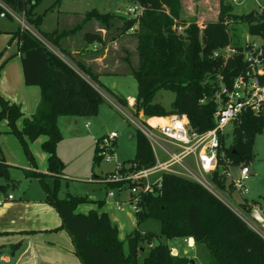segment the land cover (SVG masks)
I'll return each mask as SVG.
<instances>
[{
  "label": "trees",
  "instance_id": "obj_1",
  "mask_svg": "<svg viewBox=\"0 0 264 264\" xmlns=\"http://www.w3.org/2000/svg\"><path fill=\"white\" fill-rule=\"evenodd\" d=\"M4 1L16 11L24 12L29 24H42L43 16L35 10L39 5L38 0ZM133 1L145 7L138 18L101 12L94 8L87 11L84 19L73 27H59L52 32L41 33L61 54L70 56L74 66L30 30L19 26L14 32V38L19 41L25 82L28 85H39L42 97L36 112L25 117L20 105L0 96L3 104L0 121L8 120L11 132L21 138L34 165L29 142L42 135L47 136L42 147L48 153V170L54 183L52 187L45 184V200L59 212L62 227L71 235L75 254L83 264H139L142 255L145 264H193L192 259L173 253L168 240L176 237H192L195 242L205 244L210 264H264V238L214 193L182 175L164 173L162 187L156 193L142 194L139 210L136 212L137 222L140 224L146 218L160 220L161 233L142 232L135 228L126 241L120 239L118 228L107 212L95 209L87 213L77 211L80 204L92 201L88 196L70 193L64 198L59 196L64 163L57 154V145L62 139L58 117L97 115L105 102V96L99 87L115 96L123 105L129 104L128 99L110 91L101 81L102 73L68 50L65 41L69 37H78L82 41L79 49L82 48L83 51L89 50L91 44H106L102 34L94 30H86L79 37L80 31L93 20L99 23L100 28L109 31L114 29L120 35L134 34L137 39L138 65L133 66L129 57L126 60L129 62L130 73L138 81L136 111H143L147 117L185 113L193 128L204 131L216 124V74L221 71L227 75L228 80L237 74V71L231 70L235 66L234 59L223 66V60L213 56L216 49L230 43V26L225 21L228 19L234 23L242 18L247 20L250 32L264 31L262 24H253L257 18L254 11L238 15L233 12L234 6L231 3L222 1L218 20L208 22L201 35L196 24L181 35L173 30V25L174 18L182 21L179 18L183 0ZM61 2L62 0L56 1L57 4ZM135 25L136 30L131 32L130 29ZM239 65H244L242 59H239ZM1 69L2 65L0 74ZM161 89L171 90L176 94L170 109L155 102L156 94ZM21 118H24L23 127L19 128L17 121ZM263 132L264 115L248 112L242 116L234 125L232 142L225 148L232 165L253 160L256 137ZM135 136V157L128 163L124 162L128 164L130 171L152 167L156 162L147 137L138 128ZM102 158L96 144L94 163H99ZM226 167L224 160H221L219 168L212 173V180L217 187L226 188L227 177L221 173ZM26 174L29 177L45 178V174L41 172L26 171ZM0 176L10 179L9 165L1 157ZM123 184L127 183H113L114 186ZM2 188L6 186L2 185ZM246 202L242 206L250 209L249 201ZM97 203L100 207L104 204L102 200ZM261 205L264 209V203Z\"/></svg>",
  "mask_w": 264,
  "mask_h": 264
},
{
  "label": "rangeland",
  "instance_id": "obj_2",
  "mask_svg": "<svg viewBox=\"0 0 264 264\" xmlns=\"http://www.w3.org/2000/svg\"><path fill=\"white\" fill-rule=\"evenodd\" d=\"M38 1L39 5L35 10L38 14L43 16V21L40 25H30L40 34L52 32L59 27H73L84 19V15L87 11L94 8L101 12L118 13L128 17L126 14L127 7L134 3H138L133 0H66L60 5L56 3L57 0ZM222 1L231 3V0H183L179 20H182L181 22H183L185 26H188V28L196 24L200 28L201 35L202 30L208 22L218 20ZM259 2L264 5V0H259ZM232 5L234 6L233 12L238 15L242 13L247 14V12L253 11V8L257 6L255 0H247L246 5ZM67 9L69 11L76 10L82 14L76 13L75 16H72L71 13H65L66 16H63V11ZM25 19L27 21V16ZM120 24L121 23H119V25ZM19 26L23 27L19 19L15 17L2 18L0 16V27L10 31H16ZM248 27L247 20H242V18L232 23L229 27L228 35L230 43H242L244 39L249 40L251 38L261 41L260 36H253L249 32ZM91 29L102 34L106 44H91L89 46L90 51L85 50L83 54L75 52L76 57L86 61L87 64L94 67L97 72H101V81L107 85L110 91L116 92L126 99L129 97H136L138 94V81L130 73L129 62L126 60V58L129 57L133 66L136 67L138 65L136 37L134 34L120 35L119 32L114 29L109 31L100 28L99 23L95 20L89 22L86 28L80 31L79 37L83 36L84 31ZM75 40L78 41V37H76ZM47 44L52 50L74 66L70 56L69 58L61 54L57 48L49 43ZM11 45L12 50L14 52L17 51V41L13 40ZM66 45L73 50L75 44L67 43ZM99 90L105 96V102L101 105L97 115H61L58 117V126L62 133V139L57 145V154L64 163L62 167L63 173L60 178L61 188L59 196L64 198L70 193L72 195L90 196L95 200L97 199L96 201L88 202L89 204L97 203L98 200L107 197L109 203L108 207H112L113 202L115 201L116 203V201L120 199L121 205L125 211H129L132 217L135 218L136 211L132 209L130 204L131 190L129 186L127 184L114 186L111 185V183L103 181V179L109 172L115 169L117 165L116 162L128 163L135 157V134L138 126L129 114L141 122H145L147 117L138 114L129 104L123 105L115 96L108 93L103 88L99 87ZM0 96L5 98L1 93ZM175 97L176 94L173 91L161 89L156 94L155 102H159L170 109ZM115 102L120 104H116ZM131 103L135 105L136 99L132 100ZM2 107L3 104L0 101V109H2ZM20 120L17 121L19 128H21V123L19 124ZM10 129L5 119L0 121V155L6 158L10 170V179L0 176V196L5 194V190L6 193H13L17 198H19V195L24 193L25 190L28 194L37 196L39 192H42L40 190L46 191L45 183H43L40 178H30L26 174L25 167L31 164L30 153L25 144H23L21 138L16 133L11 132ZM112 131L118 133V138L115 143L114 158L109 161L107 156H105L99 163L95 164L94 155L97 139ZM232 138V132H230V135L226 138V142L230 144ZM37 142L38 141H34V143L29 142L28 146L32 151L34 160L40 165L42 158L34 151L38 144V149L42 152L40 143ZM156 152L163 160L169 157L165 155L159 147L156 148ZM254 152L255 156L250 162L251 177L247 181L249 192L246 195L242 196L239 191L232 190L229 187H216V190L237 209L243 208L240 203L245 199L260 204L264 203V132L257 135ZM240 165L231 164L228 172H230L233 177H238ZM159 176L160 174L152 176L151 180ZM48 181L50 183L54 182V180ZM230 181L231 178H227L228 184ZM18 184L20 187H18ZM2 185H5L6 188L3 189ZM120 187L121 189H119ZM111 191L115 193L114 197H109V195H107L108 192ZM103 205L100 209L104 207ZM125 211L112 210L115 220L121 222L125 221L123 216L125 215ZM134 224H136V220ZM122 225L124 226V224ZM138 228L142 231L148 230L160 234L162 231V223L160 220L154 218H146L141 221ZM176 238L177 239L173 238L175 239L174 241L169 239L168 243L178 246L180 250L188 246L184 241V237ZM193 249L194 248H189L188 251L190 250V253L193 254ZM196 249L198 251L197 259L192 258L195 264H209L210 256L206 245L201 243ZM2 257L3 256L0 255V258ZM139 264H145L144 255L141 256Z\"/></svg>",
  "mask_w": 264,
  "mask_h": 264
},
{
  "label": "built area",
  "instance_id": "obj_3",
  "mask_svg": "<svg viewBox=\"0 0 264 264\" xmlns=\"http://www.w3.org/2000/svg\"><path fill=\"white\" fill-rule=\"evenodd\" d=\"M246 2L247 0H231V3L235 5H246ZM255 2L257 6L253 8V11L257 18L253 24H262L264 27V5L259 0H255ZM144 10L145 7L140 3H134L127 7L126 14L138 18ZM0 16L19 19L23 28L29 29L46 44L48 43L44 36L37 32L28 20L26 21L24 12L16 11L4 0H0ZM174 21L173 30L178 34H184L188 26L176 18ZM225 23L230 26L233 22L227 19ZM136 28L137 25L132 27L130 31L134 32ZM250 33L253 36H260L261 41L254 38L244 39L242 43H228L213 53L215 58L223 60V66H226L230 59H234L236 61L235 66L231 70L237 71V74L232 76L230 80L221 71L214 78L217 87L215 96L217 109L214 113L216 124L214 127L204 131L197 130L192 127L190 119L185 113L147 117L143 111L137 112L133 103H129L138 114L147 117L145 122H141L129 114L137 124L138 129L142 131L152 145L156 162L152 167L133 171L129 170L128 164L116 162L115 169L109 172L103 181L126 182L131 190L130 204L136 212L139 210L142 194L156 193L162 187V175L174 173L202 184L230 206L253 230L264 238V209L262 205L249 201L250 209L244 207L237 209L216 190L217 186L212 180V173L219 168L220 161L224 160L227 167L221 170V173L227 178H231L229 184L226 183V188L239 191L242 196L249 192L247 181L251 177L250 162L242 163L239 176L233 177L228 172L231 161L226 156L225 148L230 145L226 142L227 136L232 132L233 137L234 125L245 113L264 115V31ZM239 59H242L244 65H239ZM153 119L155 120L152 121ZM117 138L118 133L112 131L97 139L98 151L103 158L107 156L109 161L114 158ZM157 147L169 157L165 160L161 159L156 152ZM157 174L160 176L151 180V177ZM108 195L114 196L115 193L111 191ZM11 199H14V195L11 193L0 196V206ZM245 203H247L246 199L240 204L242 206ZM116 206L120 210L123 209L121 200L116 202Z\"/></svg>",
  "mask_w": 264,
  "mask_h": 264
},
{
  "label": "crops",
  "instance_id": "obj_4",
  "mask_svg": "<svg viewBox=\"0 0 264 264\" xmlns=\"http://www.w3.org/2000/svg\"><path fill=\"white\" fill-rule=\"evenodd\" d=\"M64 1L66 0H62L60 5L64 3ZM65 13H71L72 16H75L76 13L82 14L79 11H69L68 9L63 11V16H66ZM14 32L15 31H10L6 28L0 27V65H2L0 74V93L10 102L20 105L24 116L30 117L36 112L37 106L42 97V89L39 85H28L25 82L23 61L19 51V41L14 38ZM75 38L76 36H74V38L69 37L65 41V46L74 56H76L75 52L83 54V49H79L81 41L80 39L77 41ZM13 40L17 41V51L15 52L12 50L11 45ZM67 43L75 44L73 50L66 45ZM134 99L135 97H129L128 102L131 103ZM5 120L8 122L7 119ZM23 120L24 118H21V122L19 121V124L21 123V127H23ZM46 139L47 136L42 135L35 140L40 143L42 150L41 152L38 149V144L34 150L35 153L42 158L40 165L36 161L35 165L31 162L29 166L25 167V170L44 173L45 178L41 180L44 181L45 184L47 183L50 187H52L54 182L50 183L48 181L54 180L48 170V153L42 147V144ZM32 143H34V141ZM0 157L6 162V158L3 155H0ZM6 163L9 165L8 162ZM30 178L38 179L39 177L32 176ZM107 183H111V185H113L115 182ZM18 187H20L19 184ZM46 188L47 187L45 186V190ZM40 191L42 192H39L37 196H34L28 194L25 190L24 193L19 195V198L11 193L14 195V199L7 200L3 206H0V255L3 256L0 258V264H83L75 254V246L71 235L66 228L62 227L63 222L59 212L53 205L49 204L45 200L47 190ZM4 192L5 194H10L6 193V190ZM88 197L92 201L97 200L91 198L90 196ZM101 200L104 202V207L102 209H100L98 203H83L87 205L80 204L77 211L87 213L91 209H95L99 212H107L112 223L118 228L119 237L121 240L126 241L127 236L139 226L137 218H133L130 212L125 211L124 208L123 210L118 209L115 205V201L113 202L112 207H108L109 203L107 197ZM112 210L125 211V215H123L125 220L123 221L124 223L115 220ZM134 219L136 220V224H134ZM122 224H124V226ZM175 239L170 240L174 241ZM184 241L188 246L183 250H180L178 246L170 245L169 243L173 253L184 255L190 259H197L198 251L196 247L201 245V243L195 242L192 237L184 238ZM125 248L127 249V246H125ZM189 248H194L193 254L190 253V250L188 251Z\"/></svg>",
  "mask_w": 264,
  "mask_h": 264
},
{
  "label": "bare ground",
  "instance_id": "obj_5",
  "mask_svg": "<svg viewBox=\"0 0 264 264\" xmlns=\"http://www.w3.org/2000/svg\"><path fill=\"white\" fill-rule=\"evenodd\" d=\"M155 119H153L152 121H154ZM161 121H164L163 119H160Z\"/></svg>",
  "mask_w": 264,
  "mask_h": 264
},
{
  "label": "water",
  "instance_id": "obj_6",
  "mask_svg": "<svg viewBox=\"0 0 264 264\" xmlns=\"http://www.w3.org/2000/svg\"><path fill=\"white\" fill-rule=\"evenodd\" d=\"M192 263H195V261H194V260H192Z\"/></svg>",
  "mask_w": 264,
  "mask_h": 264
}]
</instances>
